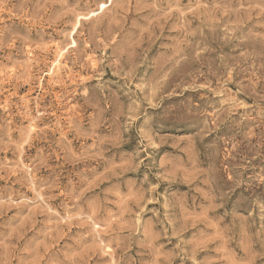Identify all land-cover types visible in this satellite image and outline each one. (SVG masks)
Masks as SVG:
<instances>
[{
	"label": "rangeland",
	"instance_id": "374dc122",
	"mask_svg": "<svg viewBox=\"0 0 264 264\" xmlns=\"http://www.w3.org/2000/svg\"><path fill=\"white\" fill-rule=\"evenodd\" d=\"M0 264H264V0H0Z\"/></svg>",
	"mask_w": 264,
	"mask_h": 264
},
{
	"label": "bare ground",
	"instance_id": "6f19581e",
	"mask_svg": "<svg viewBox=\"0 0 264 264\" xmlns=\"http://www.w3.org/2000/svg\"><path fill=\"white\" fill-rule=\"evenodd\" d=\"M38 115V114H37ZM35 184V183H34ZM36 188V187H35ZM37 190V189H36ZM37 193V192H36ZM90 217V216H89Z\"/></svg>",
	"mask_w": 264,
	"mask_h": 264
}]
</instances>
